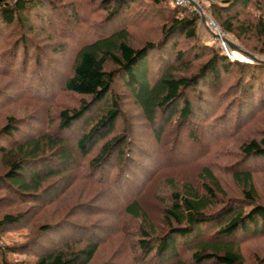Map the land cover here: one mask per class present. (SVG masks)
I'll use <instances>...</instances> for the list:
<instances>
[{"label":"trees","instance_id":"obj_1","mask_svg":"<svg viewBox=\"0 0 264 264\" xmlns=\"http://www.w3.org/2000/svg\"><path fill=\"white\" fill-rule=\"evenodd\" d=\"M78 4L75 0H0V77L15 83L10 93L8 87L0 88V108L24 101L30 110L26 119L9 117L0 127V164L5 168L0 190L12 196L0 199V210L30 203L33 207H28V213L33 217L60 201L77 182L89 178L92 182L98 179L100 191L77 203L68 218L38 226L33 222L35 233L21 243H0V264H16L8 257L15 253L27 258L17 264L117 263L115 251L104 260L99 255L109 233L101 225V196L113 185L120 187L124 172L130 170L127 162L121 164L130 142L129 130L114 135L121 120L122 96H128L140 109L157 145L172 127L171 149L181 140L197 143L200 139L198 152L190 153L184 161L190 166L203 153L205 120L199 118H204L206 109L202 91L211 105L231 97L223 113L233 111L237 125L245 124L243 117H249L246 122L258 114L263 118L264 61H231L220 46L196 43L197 18L185 8L171 5L170 0H83ZM100 13L101 21L89 26L88 19L96 20ZM210 15L223 32L249 51H241L242 55L264 54V0H220L211 4ZM156 17H162L157 39L133 45L130 30ZM45 21H57L59 39H74L72 65L63 73L55 69L47 53L31 43V33ZM81 22L86 23L84 30ZM56 32L51 35L57 36ZM53 46L52 56L65 53L69 44ZM228 47L235 48L230 42ZM27 79L32 84H54L65 99L66 108L59 111L55 129L45 126L36 109V103L44 98L39 96L44 85L35 89L30 83L33 87H29ZM116 84L125 95L112 91ZM76 126L78 137L66 138L64 134ZM184 127L188 128L185 134ZM208 144L212 142L206 138L205 147ZM232 154L228 167L241 186V198H228L212 169L205 166L196 181H185L182 186L168 181L172 191L169 202L163 201L160 222L164 226L159 231L145 209V196L152 193L155 174L144 175L137 195L121 208L124 216L142 219L137 239L124 245L133 254L130 264H246L235 236L264 238V205L259 204L254 184L255 164L264 167V133L244 140ZM166 164L171 168L178 165ZM113 167L122 171L116 182L106 175ZM52 179L57 180L49 184ZM155 192L158 197L159 191ZM147 207L150 210L151 206ZM23 217L0 212V231L16 228ZM203 231L209 233V239ZM185 253H189L187 260ZM255 264H264V255L256 257Z\"/></svg>","mask_w":264,"mask_h":264},{"label":"rangeland","instance_id":"obj_2","mask_svg":"<svg viewBox=\"0 0 264 264\" xmlns=\"http://www.w3.org/2000/svg\"><path fill=\"white\" fill-rule=\"evenodd\" d=\"M63 1V0H62ZM65 2H69L70 0H64ZM79 4L83 0H75ZM220 0H197V3L201 8L204 10H198L199 13L196 11H190L196 18H197V37L196 43H203L207 45H215L220 46L221 39H219V33L221 38H223L225 45L228 49V52L233 56V54H237L234 59H238L240 61H245L242 59V52L247 51L246 48L236 39L232 38L230 35H227L223 32L219 26L214 21L213 17L210 15V7L211 4L217 3ZM78 4V5H79ZM78 5L75 6L78 11ZM172 5V4H171ZM195 6H197L195 4ZM198 7V6H197ZM199 8V7H198ZM144 9V8H143ZM202 12V13H201ZM97 14V13H96ZM81 16V14H80ZM98 19L96 20H89L88 25L93 26L96 25L99 21H101V13L98 14ZM83 15L81 19H83ZM162 24V17H156L150 23H145L143 26H137L132 28L130 31L132 36V43L133 45H137L142 42L150 41L157 39L159 36V29ZM35 25H38L35 22ZM212 25V26H211ZM214 25V26H213ZM42 26V29L39 28ZM86 23H80V29L84 30ZM218 30V31H217ZM56 32L57 36L51 35L52 33ZM60 33V28L57 21H52L51 23H47L46 21L42 24L38 25L36 29L31 33V37L33 40L31 41L32 45L37 47L39 51L47 53L48 59L54 63V67L59 68L60 72H65V69H70L72 65V51L75 47L74 39L70 40H61V37L58 36ZM228 42L232 43L235 47L234 49L228 47ZM58 43H68V50L65 51L62 55H49V52L52 51L53 45ZM37 49V50H38ZM232 51V52H231ZM249 52V51H247ZM248 55L250 53H247ZM244 56V55H243ZM251 57H257L260 61H264V54L257 55L252 54ZM21 57L19 55L17 59V63L21 61ZM233 61V60H231ZM248 63V62H247ZM252 63V61L250 62ZM20 64V63H19ZM32 65V64H31ZM57 66V67H56ZM52 68V67H51ZM57 70V69H56ZM189 73L190 75L193 74ZM189 74L185 76H189ZM50 76V75H49ZM51 77V76H50ZM48 78V76L46 77ZM53 78V77H51ZM46 80V79H45ZM56 84V79L53 78ZM30 80L27 79L25 82L29 87H33L34 85L37 89L42 86V90L40 91L39 96L44 97L42 98L39 103H36V109L39 113V116L46 124L50 127V130L55 129L59 125V111L61 109H65V105H63V101L65 100L61 96V92L58 90L54 84L40 81L38 82H29ZM8 83V85H6ZM32 85H29V84ZM15 85L13 81H7L6 78L0 77V88L1 87H8V92L10 93L12 90L11 86ZM47 85V86H45ZM49 85V86H48ZM27 86V87H28ZM47 89L44 90V88ZM17 88V89H16ZM15 90H18V86L16 85ZM112 91H116L118 94L125 95V90L120 87L118 84L115 87H112ZM187 95H189L187 93ZM205 92L202 91L201 97L204 98L203 108L205 107L204 118H199V120H205L203 126V132L199 129V134L202 135L203 142L201 143L202 146V155L200 159L194 160L193 165L190 164L185 165L184 162L187 157L193 152H198L200 143L199 140L192 142L187 139L181 140L177 142L174 147L171 149V139L174 135L170 131L173 130L174 127L167 130L166 134L162 136V141L160 145H157L154 141L151 128L149 125L143 121L140 109L133 103V101L128 98V96H122L121 100V107H120V114L121 120L118 121L116 127L117 130L114 132V135H120L122 130L127 128L129 130L128 139H129V146L128 149L124 151L126 152V157L122 158V163L127 162L126 164L130 166L131 171L129 173L128 170L124 172L127 173L125 178H121L123 182H120L121 186L118 187L112 186L106 192H104L101 196V225L106 226V229L109 231L108 235L104 236L107 243L101 245L100 251V258L101 260L105 259L107 255L113 253L116 255L117 258L116 264H130L132 260V255L127 252L124 245H129L131 241L137 239L138 229H141L142 219L141 218H132L128 216H124L121 208L124 204L129 201V198H134V193L138 191L140 188L141 180L143 179L145 174L154 175L155 183H153L152 193L146 194L145 199L143 201L147 202L145 207L147 215L151 219V223L158 225L157 230L159 231L161 227L164 226L162 222V210L164 209L165 205L163 201H167L170 199L172 187H169L170 183L168 181H174L176 185L182 186L184 185L185 181H191V179L196 181V177L198 175V171L203 167H209L212 169L214 176L219 180L221 190L227 195L228 198H241V186L238 182L233 179V176L230 172L229 163L233 159L232 151L236 150L238 144L242 143L244 140H248L251 137L259 138L261 134L264 133V113L263 118H261V114H258L256 118L251 122H246V117H243L245 120V124H239L235 122V116L233 111H224V106L227 107L231 102L232 98H228L226 102H222L221 104H217L216 101H212L215 104L211 105L209 103L208 97L205 95ZM47 97V98H46ZM49 98V101L46 99ZM21 101V100H20ZM18 104L12 107H8L13 103H7L5 106L0 108V127L6 123V119L9 117H13V119H26L27 115L30 113L28 106L24 101L17 102ZM203 103V101H202ZM30 109H32L30 107ZM33 110V109H32ZM199 111H201L199 109ZM245 114H243L244 116ZM241 126H243L241 128ZM185 128V127H184ZM79 127H73L70 133H65L64 136L68 139H75L78 137V130ZM172 129V130H171ZM187 127L184 130L187 131ZM198 135V133H197ZM113 136H111L112 138ZM210 140L211 144H208L206 147L204 145L205 140ZM174 144V143H173ZM145 145V146H143ZM147 150V152L144 151ZM191 153V154H190ZM158 154V157H157ZM186 157V158H185ZM131 160L128 162V160ZM121 160V159H120ZM115 159H111V162H114ZM117 162V161H116ZM175 164L178 165L168 167L167 164ZM258 165V166H257ZM255 164L256 172L254 174V184L259 194V198L261 199L259 204L264 205V167L261 168L263 165L262 163ZM193 166V167H192ZM120 167H113L108 171V178L110 180L119 179L121 177V172L118 171ZM163 169V170H160ZM258 170V171H257ZM5 171V168L0 164V175ZM88 172V170H86ZM103 179V178H102ZM57 179H52L49 184L52 182H56ZM90 178L87 181L77 182L76 186H74L68 192L65 191V194L61 196L60 201L53 203L50 206L44 207L42 210L37 211L33 217L28 213V207H33V204L25 203L24 205L17 204L13 209H6L2 206L0 212L2 213H11V214H23L24 217L21 219L22 222L16 228L7 227L4 232L0 231V243L4 244H18L22 241L30 238L36 231L38 225L44 223H56L62 218L70 217L72 214V208L79 202L88 201L92 195L96 197L99 194V188L96 186L98 179L94 182H90ZM102 182V180H101ZM110 182V181H109ZM207 183V182H206ZM48 184V185H49ZM136 187V188H135ZM159 191L158 197L156 196L155 191ZM92 193V194H91ZM135 195H137L135 193ZM222 196V195H221ZM220 196L221 200H224ZM3 197L11 198L10 194H7L0 190V199ZM226 198V197H225ZM161 199V200H160ZM154 200V201H152ZM150 202V203H149ZM147 206H151L150 210L147 209ZM144 209V210H145ZM208 209L209 212L215 210ZM247 211L248 208H245ZM104 215V216H103ZM37 221V226L33 227V222ZM108 227V228H107ZM63 230V229H62ZM156 230V231H157ZM102 234H105L104 232ZM154 235V234H149ZM203 236L205 239H209V233H205L203 231ZM235 242L240 245V252L246 259V264H255L256 257H260L264 255V238H247L243 237L242 235L238 234L235 236ZM121 244V246H119ZM184 259H189V253H185L183 255ZM9 259H12L14 263H20L22 259L21 256H18L17 253L10 254L8 256ZM99 262V259L98 261ZM164 264V263H163Z\"/></svg>","mask_w":264,"mask_h":264},{"label":"built area","instance_id":"obj_3","mask_svg":"<svg viewBox=\"0 0 264 264\" xmlns=\"http://www.w3.org/2000/svg\"><path fill=\"white\" fill-rule=\"evenodd\" d=\"M170 3L173 5V6H177V7H183V8H187L189 9L191 12L192 11H196L197 13L198 10H200L201 6H199V4L197 3V0H170ZM195 4L197 6H195ZM203 9L201 8V11ZM204 11V10H203ZM202 13V12H201ZM212 26V25H211ZM214 26V25H213ZM218 31V30H217ZM219 35V39H221V43H220V47L223 49L225 55L227 56L228 59L230 60H234V57L228 52V49L225 45V42L223 40V38H221L220 36V33L218 34ZM260 58V57H259ZM259 58L257 57H245L242 55V59H245L246 62H251V61H258Z\"/></svg>","mask_w":264,"mask_h":264},{"label":"bare ground","instance_id":"obj_4","mask_svg":"<svg viewBox=\"0 0 264 264\" xmlns=\"http://www.w3.org/2000/svg\"><path fill=\"white\" fill-rule=\"evenodd\" d=\"M233 57L236 58V57H239V56H237V54H233ZM244 60H245V59H244Z\"/></svg>","mask_w":264,"mask_h":264}]
</instances>
